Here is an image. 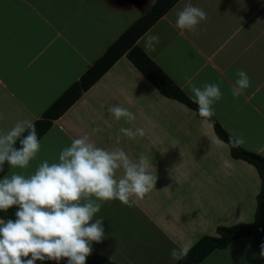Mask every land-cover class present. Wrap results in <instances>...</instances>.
I'll return each instance as SVG.
<instances>
[{
  "label": "crops",
  "instance_id": "1",
  "mask_svg": "<svg viewBox=\"0 0 264 264\" xmlns=\"http://www.w3.org/2000/svg\"><path fill=\"white\" fill-rule=\"evenodd\" d=\"M155 1L146 0L139 9L122 0H0V132L18 120H39ZM187 3L207 14L195 32L175 27L176 13ZM106 21L109 28L103 26ZM149 31L159 36L155 51L146 52L141 39L138 45L189 96L188 86L200 78L218 84L223 95L214 116L232 135L246 129L257 142L249 150L264 155V0H179ZM241 70L250 77V87L234 98L230 88ZM112 104L136 119L117 121L107 112ZM121 127L144 128L145 136L130 139ZM84 135L97 147L122 148L133 161L145 157L157 176L155 188L132 207L119 200L102 202L90 223L102 218L105 238L92 242L91 254L118 264H175L178 260L169 256L173 248L187 254L218 226L255 217L261 185L255 166L234 158L208 119L164 95L127 55L39 139L40 150L55 157L30 161L21 174H34L44 159L59 162L60 152ZM122 174L117 170V177ZM251 240L240 237L198 264H236L233 258L243 256ZM255 248L246 257L264 264Z\"/></svg>",
  "mask_w": 264,
  "mask_h": 264
},
{
  "label": "clouds",
  "instance_id": "2",
  "mask_svg": "<svg viewBox=\"0 0 264 264\" xmlns=\"http://www.w3.org/2000/svg\"><path fill=\"white\" fill-rule=\"evenodd\" d=\"M206 18L204 10L187 3L176 13L175 27L195 32ZM140 39L146 52L155 51L160 42L159 36L151 31ZM237 77L230 88L234 98L250 87V77L245 71H238ZM190 92V99L198 105L199 116L210 119L215 114L214 103L222 99L220 86L205 83L202 87L191 86ZM107 112L117 121L136 119L134 113L119 104L109 105ZM99 131L100 128L93 129V132ZM119 132L130 139L145 136L144 128L121 127ZM120 139L118 135L117 144ZM230 142L239 145L243 139L233 134ZM40 148L35 123L18 120L7 132H0V171L5 163L11 168H27ZM149 168L145 157L133 161L122 148L97 147L89 135H84L73 139L60 152L59 162L44 161L27 177L18 173L4 176L0 179V211L14 205L18 210L15 219H0V264L59 262L65 258L67 264H86V258L93 251L92 242L99 243L105 238L103 219L90 223L102 202L119 200L132 207L137 199L155 188L157 176ZM117 170L123 173L119 177ZM259 249L260 257L264 258V242ZM185 255L186 249L173 248L169 253L172 260Z\"/></svg>",
  "mask_w": 264,
  "mask_h": 264
},
{
  "label": "trees",
  "instance_id": "3",
  "mask_svg": "<svg viewBox=\"0 0 264 264\" xmlns=\"http://www.w3.org/2000/svg\"><path fill=\"white\" fill-rule=\"evenodd\" d=\"M179 0H156L143 14L132 23L113 42L107 50L92 64L82 76L67 88L44 112L42 117L35 121V128L40 139L53 125V121L63 115L94 83L99 80L122 56L127 55L135 66L152 81L166 96L177 99L195 109L198 114V105L193 103L190 96L151 59V57L138 45V40ZM199 115V114H198ZM214 126L216 134L230 147L231 155L253 164L257 169L261 185L256 199L255 217L251 222H240L234 225H221L217 227L218 235L202 236L175 264H198L216 249H224L234 240L253 236L258 249L264 242V155L249 150L241 144L234 145L230 142L232 136L213 115L208 119ZM26 134V133H25ZM19 147V143H17ZM11 167L5 163L0 171V179L11 172ZM18 206H12L7 211H0L2 219H15ZM260 251V249H259ZM264 261V258H262ZM61 264L67 260L61 259ZM86 264H118L103 254H91L86 258Z\"/></svg>",
  "mask_w": 264,
  "mask_h": 264
},
{
  "label": "rangeland",
  "instance_id": "4",
  "mask_svg": "<svg viewBox=\"0 0 264 264\" xmlns=\"http://www.w3.org/2000/svg\"><path fill=\"white\" fill-rule=\"evenodd\" d=\"M105 14H103V16H104ZM105 28H109V22L108 21H106V23H104V25H103ZM98 34H100L99 33V31H98ZM111 37V36H110ZM110 37H108V39L110 38ZM111 40H114V37H112V39H109V42H111ZM117 40V39H116ZM115 40V41H116ZM204 85V83H203V81H202V78H200L199 80H196V81H194L193 83H191L189 86H188V89L189 88H191V86H196V87H202ZM191 95V94H190ZM216 106V103H214V105H213V107H215ZM221 113H222V111H221ZM209 121V120H208ZM210 122V121H209ZM211 123V122H210ZM212 124V123H211ZM213 125V124H212ZM235 133V132H234ZM247 133V131H246V129H241V132H237V133H235L234 135L237 137V138H241L242 137V139H243V143H242V145L245 147V148H247V149H255L254 147H255V144L257 143L256 141H253V139L251 140V138H250V136L249 135H245ZM63 142V141H62ZM46 151H43V150H40L39 152H38V154L36 155V157L33 159V160H31V161H37V160H40V158H41V156H43V155H46ZM44 157V156H43ZM46 157L48 158H50V159H53L54 157H55V154L54 153H52V154H48V156L46 155ZM37 159V160H36ZM44 161H47V160H43L42 162H44ZM52 162H49V164H51ZM20 168H12L11 169V172L12 171H14L15 173H18V174H21L22 172H20ZM7 176H11V175H7ZM27 176H29V175H27ZM26 176V177H27ZM213 235H218V231H217V229H216V232L213 234ZM247 244V243H246ZM255 245H256V247H258V243H257V241H256V239L255 240H251V242H250V244L248 245V247H247V249H246V251H244V254H243V256L241 255V254H239L238 255V260L237 259H234L233 258V261H238V263H236V264H245V263H247V264H254L253 262H251L253 259H248V257H246V256H250V254L249 253H247L248 251H250V253H251V250H252V248L254 247V250H256V248H255ZM93 252V251H92ZM246 257V258H245ZM216 259H217V257H216ZM221 259V258H220ZM227 260H229V258L227 257L226 258ZM248 259V260H247ZM247 261V262H246ZM256 262V261H255ZM255 264H258V263H255Z\"/></svg>",
  "mask_w": 264,
  "mask_h": 264
},
{
  "label": "water",
  "instance_id": "5",
  "mask_svg": "<svg viewBox=\"0 0 264 264\" xmlns=\"http://www.w3.org/2000/svg\"><path fill=\"white\" fill-rule=\"evenodd\" d=\"M122 1H124V2H132V3H136L137 5V7L139 8V9H141L143 6H142V4H144V2H146V0H122ZM143 9V8H142Z\"/></svg>",
  "mask_w": 264,
  "mask_h": 264
}]
</instances>
